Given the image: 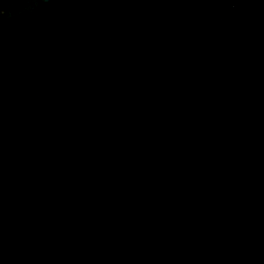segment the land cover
I'll list each match as a JSON object with an SVG mask.
<instances>
[{"label": "water", "instance_id": "water-1", "mask_svg": "<svg viewBox=\"0 0 264 264\" xmlns=\"http://www.w3.org/2000/svg\"><path fill=\"white\" fill-rule=\"evenodd\" d=\"M0 264H264V0H0Z\"/></svg>", "mask_w": 264, "mask_h": 264}]
</instances>
